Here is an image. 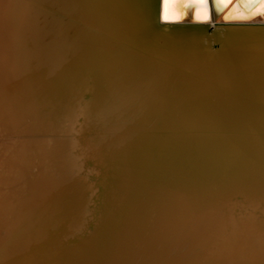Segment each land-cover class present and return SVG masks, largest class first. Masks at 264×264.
<instances>
[{
    "label": "bare ground",
    "instance_id": "bare-ground-1",
    "mask_svg": "<svg viewBox=\"0 0 264 264\" xmlns=\"http://www.w3.org/2000/svg\"><path fill=\"white\" fill-rule=\"evenodd\" d=\"M262 3L0 0V264H264Z\"/></svg>",
    "mask_w": 264,
    "mask_h": 264
},
{
    "label": "snow or ice",
    "instance_id": "snow-or-ice-1",
    "mask_svg": "<svg viewBox=\"0 0 264 264\" xmlns=\"http://www.w3.org/2000/svg\"><path fill=\"white\" fill-rule=\"evenodd\" d=\"M214 3L217 8H225L230 3V0H214ZM178 7L184 10L194 9L197 21H209L210 19L208 14L209 0H185L182 4L176 3L175 0H163L164 20L169 21L181 19V16L176 14L175 11H172L170 14V10H174ZM261 7L264 8V3L261 4Z\"/></svg>",
    "mask_w": 264,
    "mask_h": 264
},
{
    "label": "water",
    "instance_id": "water-1",
    "mask_svg": "<svg viewBox=\"0 0 264 264\" xmlns=\"http://www.w3.org/2000/svg\"><path fill=\"white\" fill-rule=\"evenodd\" d=\"M213 6L215 9V13L220 12L221 8H217L214 0H209V10L211 9L210 7ZM162 12H163V0H160V24L163 25L167 22H173V23H180V24H195V23H201V24H208L210 23V19L209 21H197L196 17L194 16L195 10L194 9H188L187 13L185 14V16L179 20H169V21H165L164 18H162Z\"/></svg>",
    "mask_w": 264,
    "mask_h": 264
}]
</instances>
